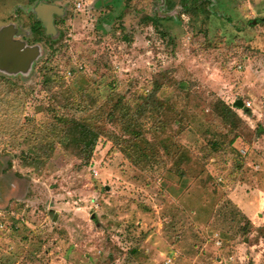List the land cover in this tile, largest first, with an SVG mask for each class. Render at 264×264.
<instances>
[{"label":"rangeland","instance_id":"1","mask_svg":"<svg viewBox=\"0 0 264 264\" xmlns=\"http://www.w3.org/2000/svg\"><path fill=\"white\" fill-rule=\"evenodd\" d=\"M13 2L0 264H264V194L232 200L264 188V0H58L32 35Z\"/></svg>","mask_w":264,"mask_h":264},{"label":"crops","instance_id":"2","mask_svg":"<svg viewBox=\"0 0 264 264\" xmlns=\"http://www.w3.org/2000/svg\"><path fill=\"white\" fill-rule=\"evenodd\" d=\"M4 2H5V4H4ZM4 2L0 4V10L3 13L2 17L5 14H7L8 10H10L12 5L14 4L13 0L12 1L11 0H7V1H4ZM77 5L76 6L78 8H80L82 6L80 2L77 3ZM13 15H14V10H13ZM1 21H2V18H1ZM8 21H12V22L11 23H7ZM1 23H2V26H0V30L2 28H4V27H9L12 30H14V28H15V23L13 22V20H7V21L1 22ZM5 23H7V24H5ZM262 135L264 137V134H262ZM239 150H240V152L242 151V149H239ZM254 182H255V185H252L253 178L250 181H247V182H241L240 183V181H239L238 185H240V184H242L243 186H245V185L248 186L249 185L252 188L250 190H248V191H246L245 189H242V191H243L242 193L238 192V194H236L237 196H235L234 198L231 197L232 200H233L234 206L237 208V210L239 212H241V214H243L242 216H245L249 221L251 220V217H252L251 215H253V213L255 212V210L257 208H259L260 203H261L260 201L262 199V193L264 194V188H260L259 187V183L260 182L258 180H256V179H254ZM238 185H236L237 188L240 187ZM217 242H219V241H217ZM214 261L215 262H213V263L215 264V263H218L219 260L215 259Z\"/></svg>","mask_w":264,"mask_h":264},{"label":"water","instance_id":"3","mask_svg":"<svg viewBox=\"0 0 264 264\" xmlns=\"http://www.w3.org/2000/svg\"><path fill=\"white\" fill-rule=\"evenodd\" d=\"M14 35H17L15 30L9 27H4L0 30V63L3 65L7 64L8 67H14L18 70L20 66L15 67L18 65L17 63L25 60L30 62L33 52H31V49L25 48L23 43L11 40ZM236 105L241 107L242 101H237Z\"/></svg>","mask_w":264,"mask_h":264},{"label":"flooded vegetation","instance_id":"4","mask_svg":"<svg viewBox=\"0 0 264 264\" xmlns=\"http://www.w3.org/2000/svg\"><path fill=\"white\" fill-rule=\"evenodd\" d=\"M29 1L33 7L32 8L33 17H35L36 19V21H34V24L36 25H33L32 27L29 25L30 35H32L33 33L39 34L40 27H44L48 29L50 26H53V20H55L56 15H58V13L61 12V9L58 7L59 5L56 3L58 0H29ZM11 22L12 21H8L7 23H11ZM54 32L56 33L55 30ZM13 38H17V37L14 36ZM2 173L3 170H0V175Z\"/></svg>","mask_w":264,"mask_h":264},{"label":"trees","instance_id":"5","mask_svg":"<svg viewBox=\"0 0 264 264\" xmlns=\"http://www.w3.org/2000/svg\"><path fill=\"white\" fill-rule=\"evenodd\" d=\"M222 109H221V111L223 112V114H224V118L226 119V120H230V117L232 116V111H231V109L227 106V105H222V107H221ZM75 126H76V128L82 133V136H84L85 138H88V140H89V142L86 144H82V145H86V146H88V148H89V151H92V145H94L95 144V142H96V140H97V138H98V133L97 132H93L92 133V129H90L86 124H81V123H77V124H74ZM127 126V128H129V129H131L132 128V125L131 124H127L126 125ZM134 132V133H133ZM132 133L133 134H135V131L134 130H132ZM91 134H94V136L93 135H91ZM90 138V139H89ZM90 142H91V145H89L90 144ZM242 158H244V156H242ZM246 218V217H245ZM246 220L248 221V222H250L247 218H246ZM247 222V223H248Z\"/></svg>","mask_w":264,"mask_h":264},{"label":"built area","instance_id":"6","mask_svg":"<svg viewBox=\"0 0 264 264\" xmlns=\"http://www.w3.org/2000/svg\"><path fill=\"white\" fill-rule=\"evenodd\" d=\"M78 6V5H77Z\"/></svg>","mask_w":264,"mask_h":264}]
</instances>
